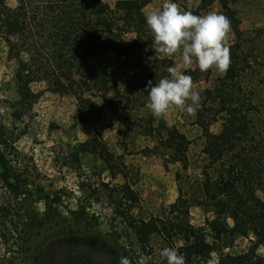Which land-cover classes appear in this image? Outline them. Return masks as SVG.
Segmentation results:
<instances>
[{"label": "trees", "instance_id": "1", "mask_svg": "<svg viewBox=\"0 0 264 264\" xmlns=\"http://www.w3.org/2000/svg\"><path fill=\"white\" fill-rule=\"evenodd\" d=\"M151 1L117 0L112 7L104 0H17L12 7L0 0V37L8 46V57L16 62L13 121H21L38 100L34 82L45 81L50 91L77 99L75 120L89 124L94 134L72 146L70 159L81 170L93 157L110 177L91 196L99 201L104 195L123 224L120 232L116 230L124 239L118 253L131 264L141 254L152 257L150 264H162L159 251L172 246L184 254L186 264H206L208 259L217 264H264V255L257 251L264 246V27L254 34L244 32L230 0H219L220 13L230 20L236 39L228 44V70L204 91L196 112L204 164L193 175L191 140L185 133L163 117L133 116L136 108L146 106L147 81L158 82L174 66L171 57L149 61L153 51L137 53L153 40L145 22ZM213 1L202 0L196 9H187L200 15ZM128 33L133 34L131 39L126 38ZM203 73L197 66L188 72L193 82ZM89 91L102 94L104 106L113 107L126 130L139 128L152 136L156 143L148 150L161 156L166 168L180 166L178 196L164 213H142L133 181L138 171L105 142L104 106L95 103ZM219 119L222 128L214 133L211 126ZM16 141L2 120L0 104V182L20 180L10 168L21 156ZM79 188L85 190L84 182ZM192 207L212 213L204 226L191 223ZM250 235L255 240L249 251H225L237 237Z\"/></svg>", "mask_w": 264, "mask_h": 264}, {"label": "rangeland", "instance_id": "2", "mask_svg": "<svg viewBox=\"0 0 264 264\" xmlns=\"http://www.w3.org/2000/svg\"><path fill=\"white\" fill-rule=\"evenodd\" d=\"M104 1L113 7L117 0ZM201 1L176 2L184 10H194ZM6 2L12 7L17 4V0ZM162 3L163 0H152L145 11L157 10ZM230 6L244 32L254 34L256 29L264 27V0H230ZM220 11L219 0H214L200 15ZM125 36L131 39L133 34ZM235 39L230 30L228 44ZM137 53L145 54V49L142 47ZM171 58L174 66L180 63L179 53ZM195 67L194 63L191 69ZM15 69L16 62L8 57V46L0 37L2 120L17 136L16 147L21 152L19 161L10 163L12 173L20 180L8 178L0 182V264H107L109 258L111 264H115L119 244L124 242L116 230L120 232L123 224L114 216L104 195L99 196V201L91 196L93 189L100 190L101 182L109 181L110 177L93 157L85 160L81 170L70 159L72 146L92 137L93 128L87 123L76 122L78 102L73 95L54 93L45 81L32 84V89L40 96L31 112L15 123L10 107L17 99ZM219 76L221 73L213 68L194 82L201 98L206 89L214 87ZM87 95L104 106L100 92L89 91ZM150 115L147 106L133 111L136 118ZM163 118L191 140L190 173L199 174L204 164L203 137L196 114L189 116L183 109L173 107ZM102 122L106 126L105 142L112 150L124 155L126 162L138 171L133 181L140 194L142 213L145 216L164 213L178 196L176 172L180 166L171 164L166 168L162 157L148 150L155 145L154 138L139 128L126 130V126L118 122L113 107L104 106ZM221 122L219 119L211 126L214 133L221 130ZM81 182H84V191L79 188ZM211 216L212 213H206L202 208H191V223L196 227L204 226ZM254 240L253 235L237 237L225 251L247 252ZM257 251L263 256L264 246Z\"/></svg>", "mask_w": 264, "mask_h": 264}, {"label": "clouds", "instance_id": "3", "mask_svg": "<svg viewBox=\"0 0 264 264\" xmlns=\"http://www.w3.org/2000/svg\"><path fill=\"white\" fill-rule=\"evenodd\" d=\"M145 22L153 36L152 43L145 49L153 51L149 61L172 57L179 53L181 60L176 66L167 68L166 77L153 83L148 80L146 106L153 117L168 115L173 107L181 108L194 116L201 106L200 92L195 90L193 78L188 74L195 63L201 72L215 69L220 73L228 70L230 48L227 35L231 23L223 13L209 12L198 15L182 9L176 0H163L161 7L145 15ZM166 264H186V259L176 247H164L158 253ZM152 257L139 255L136 264H150ZM107 264H111L109 258ZM115 264H131L127 256H118ZM206 264H217L208 259Z\"/></svg>", "mask_w": 264, "mask_h": 264}]
</instances>
